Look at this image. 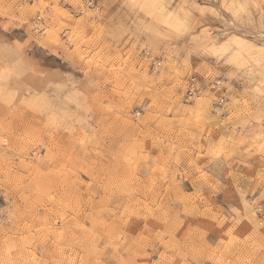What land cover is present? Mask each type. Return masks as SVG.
<instances>
[{
	"label": "rangeland",
	"instance_id": "374dc122",
	"mask_svg": "<svg viewBox=\"0 0 264 264\" xmlns=\"http://www.w3.org/2000/svg\"><path fill=\"white\" fill-rule=\"evenodd\" d=\"M199 2L0 0V264H264V39Z\"/></svg>",
	"mask_w": 264,
	"mask_h": 264
},
{
	"label": "bare ground",
	"instance_id": "6f19581e",
	"mask_svg": "<svg viewBox=\"0 0 264 264\" xmlns=\"http://www.w3.org/2000/svg\"><path fill=\"white\" fill-rule=\"evenodd\" d=\"M211 2H207V1H203L200 0L199 2V7L204 8V5H208ZM204 4V5H203ZM212 5L213 7H215L218 11V13L221 15L219 18L216 19L217 23H223L224 24V30L228 31V32H242L246 35L250 34V35H254L255 37H259V38H263L264 39V30L260 29V28H256L255 30H251V29H246V28H240L239 25H237L232 18H230L224 11L223 8L219 5V4H209Z\"/></svg>",
	"mask_w": 264,
	"mask_h": 264
},
{
	"label": "built area",
	"instance_id": "2783aa9c",
	"mask_svg": "<svg viewBox=\"0 0 264 264\" xmlns=\"http://www.w3.org/2000/svg\"><path fill=\"white\" fill-rule=\"evenodd\" d=\"M199 92L198 86H197V82L195 79H191L188 83L187 86V98H193L194 96H196Z\"/></svg>",
	"mask_w": 264,
	"mask_h": 264
},
{
	"label": "snow or ice",
	"instance_id": "6c2138e0",
	"mask_svg": "<svg viewBox=\"0 0 264 264\" xmlns=\"http://www.w3.org/2000/svg\"><path fill=\"white\" fill-rule=\"evenodd\" d=\"M261 102L264 103V100H262ZM235 211H236L235 209H232V212H235ZM233 219H234L233 227H235L237 224L240 223V218L234 216ZM230 231H231V229H229V232H230ZM101 247H103V245H101Z\"/></svg>",
	"mask_w": 264,
	"mask_h": 264
}]
</instances>
